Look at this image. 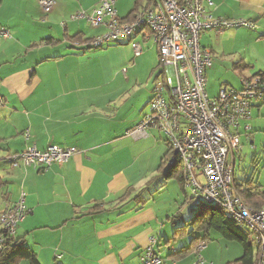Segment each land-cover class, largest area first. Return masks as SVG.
Masks as SVG:
<instances>
[{"label":"crops","instance_id":"obj_1","mask_svg":"<svg viewBox=\"0 0 264 264\" xmlns=\"http://www.w3.org/2000/svg\"><path fill=\"white\" fill-rule=\"evenodd\" d=\"M22 1L40 11L39 0ZM208 1L213 3L208 12L214 18L256 25L255 30L206 31L201 35V47L213 58L206 89L214 99L223 86L240 89L244 78L264 77V0ZM98 2L58 0L54 11L45 15L50 27L42 35L21 34L9 22L0 24L11 33L9 40H0V99L4 101L0 108V212L16 203L22 192L26 194L30 213L19 225L16 237L26 242L40 264H141L152 239L157 241L154 249L163 264H195L198 246L181 257L172 256L191 248V240L188 247L180 243L179 249L176 245L179 240L192 239L191 228L181 236L176 232L193 216L184 225L176 220L184 204L192 201L185 184L164 176L169 146L163 134L153 129L144 138L129 135L148 113L153 90L145 103L135 102L129 94V80L91 76L88 53L74 48V43L88 42L103 31L86 21L72 22L69 17L79 10L90 12ZM135 3L118 0V16L128 17ZM36 22H41L39 17ZM58 22L62 34L56 30ZM149 43L154 44L152 40L144 43L141 56ZM210 84L215 87L212 93ZM255 110L261 116L264 104L253 107L251 121ZM242 141L245 147L247 141ZM51 145L76 148L79 153L66 164L46 171L15 170L8 162L9 157L27 148L35 146L43 151ZM245 158L244 150L241 162ZM259 158L256 155L253 161ZM172 181L179 184L182 194L177 193L172 202L177 206L180 202L182 208L169 209L166 201L159 205L152 197L144 204L133 200L141 193L149 199L153 187L162 186L157 190L160 194ZM3 233L0 226V238ZM204 253L211 256L208 243L200 253L203 258ZM225 256L220 252L221 259Z\"/></svg>","mask_w":264,"mask_h":264},{"label":"built area","instance_id":"obj_2","mask_svg":"<svg viewBox=\"0 0 264 264\" xmlns=\"http://www.w3.org/2000/svg\"><path fill=\"white\" fill-rule=\"evenodd\" d=\"M117 1L99 0L90 12L79 10L69 17L72 22L86 21L92 28L108 32L83 44L76 42L74 47L100 50L128 43L135 57H139L143 44L154 42L161 75L155 82L148 113L129 135L139 139L147 137L150 130H159L171 150L165 165L182 169L193 205H213L251 233L258 246L256 264H264V209L248 207L234 184L235 168L244 154L243 138L253 145L251 113L256 104H264V77L244 78L240 89L223 86L212 99L206 85L213 58L200 45L206 31L255 30L256 25L245 20L214 18L208 12V7H213L208 0H154L140 8L132 20L124 21L118 16ZM57 4L58 0L38 2L44 15L51 14ZM62 25L66 26V22ZM10 38V31L0 27V40ZM3 106L0 99V108ZM78 153L76 148L51 145L40 151L33 146L9 157L8 162L15 170L46 171L66 164ZM25 202L26 194L22 192L16 203L0 212V226L11 237L30 213ZM156 242L152 239V246L141 256V264H163L154 249ZM2 244L0 238V247ZM206 245H198L195 264H204L200 253Z\"/></svg>","mask_w":264,"mask_h":264},{"label":"rangeland","instance_id":"obj_3","mask_svg":"<svg viewBox=\"0 0 264 264\" xmlns=\"http://www.w3.org/2000/svg\"><path fill=\"white\" fill-rule=\"evenodd\" d=\"M24 2L22 0H4L3 7L0 9V24L9 22L21 34H37L40 32L42 35L43 32H47V28L50 27L47 23L48 18L45 17L41 10L39 11L33 5L28 6V3L25 4ZM37 17H39L40 23L36 22ZM43 22H46V26L42 24ZM56 30L60 34L63 32L59 26V22L56 24ZM102 31L100 36H105L108 33L106 29H102ZM27 37L31 38L30 36ZM156 49L157 47L153 43H149L145 46L144 55L138 58L134 56L131 45H113L105 49L89 51L85 54L88 53L91 76L99 79L111 78L118 81L127 79L130 81L129 94L135 97V102L145 103L162 69L159 65ZM124 69L126 70L125 74L123 73ZM210 86L212 93L215 87L212 84ZM253 119V121H250L253 130V145L246 142L244 147L246 158L243 162L237 163L235 180L237 185L244 186L246 182L251 181L264 188V114L258 116V112L255 110ZM162 139L164 141L166 140L164 135H162ZM252 146H254V149H252ZM166 147L164 142V152H167ZM251 149H256L257 151L254 152ZM256 155L260 157L257 162L253 161ZM258 163L259 165H257ZM167 169L168 167L165 165L164 170L167 171ZM162 179L165 184V179ZM161 187H153L151 189L153 191L148 194V198L152 197L153 201H156L159 205H164V201H166V207L172 210L179 208L180 202H178V206L172 202V200L174 201L176 199L177 193L182 195L179 190V184L176 181H172L159 194L158 191ZM183 208L184 211L182 210L180 218L176 220L179 225H184L193 216L194 205L192 202L184 204ZM190 240L191 237H187L183 241L179 240L176 245L179 249L182 248L180 246L181 244H184V247H188ZM208 247L211 256L215 259L212 260L211 256H207L208 253H204L205 264H220L222 261H225L222 263H227L228 261H236L242 256V248L237 242L227 241L217 232H211ZM220 252L226 253L225 258H220Z\"/></svg>","mask_w":264,"mask_h":264},{"label":"trees","instance_id":"obj_4","mask_svg":"<svg viewBox=\"0 0 264 264\" xmlns=\"http://www.w3.org/2000/svg\"><path fill=\"white\" fill-rule=\"evenodd\" d=\"M2 1L3 0H0V5L2 4ZM153 1L154 0H136L135 7L132 12L128 17L122 20H132L135 13L143 6L144 3H147V6H149ZM78 50H80L82 53L90 51L87 49ZM170 155L171 150L169 148V152L164 161H166ZM164 176L166 179L175 177L181 184H185L183 171L181 168H168L167 171H165ZM234 184L237 194L248 207H251L254 210L264 209V188L251 181L246 182L244 186L237 185L235 176ZM125 197H127V195L123 196L121 199L123 200ZM133 200L144 204L147 203L150 198L145 200L143 198V194L141 193ZM187 227L191 228V248L183 249L172 256L181 257L185 253L191 251L192 248L196 249L200 243L207 244L210 240L211 232H217L225 240L237 242L243 249V256L241 259L230 264H256L258 246L255 238L251 233L242 230L237 222L231 217L227 216V214H225L221 209L213 205L205 204L194 206L193 218L187 222V226L178 228L176 235L181 236L182 231H186ZM2 239L3 244L0 247V264H21L23 261H28L30 264H40L37 256L30 250L23 239L17 238L16 235L11 237L5 232L3 233Z\"/></svg>","mask_w":264,"mask_h":264}]
</instances>
